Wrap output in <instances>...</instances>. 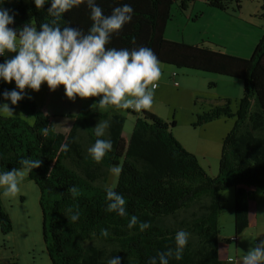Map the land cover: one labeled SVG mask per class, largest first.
Here are the masks:
<instances>
[{"label": "trees", "instance_id": "trees-1", "mask_svg": "<svg viewBox=\"0 0 264 264\" xmlns=\"http://www.w3.org/2000/svg\"><path fill=\"white\" fill-rule=\"evenodd\" d=\"M178 1L180 9L185 10L193 0L96 3L105 15L123 3L131 4L134 10L132 21L114 34L106 47H148L160 64L242 82L243 95L235 111L230 109V99H222L221 106L198 115L193 124L197 127L221 118L234 120L222 141L215 177L208 176L197 158L173 138L170 127L174 122L167 123L145 109L140 110L127 141L122 139L124 118L119 114L83 110L69 116L72 123L66 133L55 130L46 137L39 129L52 123L31 98L25 96L15 105L22 116L0 114V171L21 168V159L41 161L28 178L40 192L43 238L52 264H107L114 256L121 264H148L151 258L160 264L157 253L169 250L173 252L165 256L169 264H224L219 259V247L236 242L248 226V202L255 199V191L264 193V33L248 59L166 40L170 10ZM204 1L220 11L230 4L240 9L239 0ZM4 7L15 14L12 27L16 29L33 24L39 30L41 23L51 24L55 19L61 27L71 26L86 33L92 24L87 0L59 18L49 15L50 2L38 9L34 0H6ZM5 59L0 57V63ZM12 88L0 81V92ZM100 120L110 124L104 138L111 140L112 150L97 163L87 149L97 139L93 129ZM62 144L68 145L67 152ZM113 165L122 169L112 189L125 198L127 217L106 211L105 183ZM73 186L76 193L69 192ZM230 188L234 189V236L220 243L218 219L224 211L223 192ZM72 215L79 217L74 223L69 220ZM131 215L151 227L143 232L138 227L129 229ZM0 228L3 234L12 230L1 203ZM101 229H107L109 235L101 236ZM181 229L190 233V238L182 259L176 261L174 236ZM227 258L231 257H226L227 263H235ZM10 264L15 263L11 260Z\"/></svg>", "mask_w": 264, "mask_h": 264}, {"label": "rangeland", "instance_id": "rangeland-1", "mask_svg": "<svg viewBox=\"0 0 264 264\" xmlns=\"http://www.w3.org/2000/svg\"><path fill=\"white\" fill-rule=\"evenodd\" d=\"M27 3V0H23ZM240 9L230 4L228 9L220 11L208 6L204 0H193L185 10L175 2L170 10V20L167 22L164 38L174 42H184L190 45H201L240 58H250V52L255 43L264 33V0H239ZM15 53H6L5 58H11ZM240 55V56H239ZM161 77L155 81L152 107L146 110L153 112L167 123L174 122L170 127L173 138L188 153L193 154L201 168L210 177L218 174V165L222 141L232 129L234 120L221 118L201 126H193L197 116L203 112L221 106L222 99H230V109L236 110L237 101L243 95V85L239 80L223 77L213 73L177 69L173 66L160 64ZM172 73L176 77H172ZM177 86H174V83ZM15 87L14 82L9 83ZM151 88V85H149ZM26 96L35 101L38 108L49 116L52 126L57 132L66 133L71 126L69 117L83 110L119 114L124 118L122 139L127 141L133 128L134 121L141 111L132 113L129 109H119L108 106L103 109L94 106L101 97L88 99H69L63 86L49 90L42 85L38 92L25 89ZM0 103H9L1 101ZM13 116H22L19 108H13ZM129 110V111H128ZM3 116H7L0 113ZM116 174L109 171L105 187L114 188ZM28 177L21 182V192L14 198H0L3 210L8 214L12 224V236L16 243L14 253L20 255L13 261L16 264H31L30 257L41 251L46 254L43 238V218L39 206L40 192ZM3 189L0 188V193ZM256 197L250 212V224L237 236L235 243L227 246L228 254L234 264H242V257L250 248L264 240V193L255 191ZM225 198L224 211L218 219L220 232L218 241L228 240L234 236V189L223 192ZM14 233V234H13ZM27 234L28 238L22 237ZM18 236V239H16ZM33 236L34 240H33ZM38 239V240H37ZM35 257V256H34ZM38 257V256H37ZM42 256L36 262L46 264Z\"/></svg>", "mask_w": 264, "mask_h": 264}, {"label": "clouds", "instance_id": "clouds-1", "mask_svg": "<svg viewBox=\"0 0 264 264\" xmlns=\"http://www.w3.org/2000/svg\"><path fill=\"white\" fill-rule=\"evenodd\" d=\"M6 0H0V57L6 53H15L11 58L0 63V81L14 82L11 90L0 92V99L17 105L25 99V89L38 92L42 85L49 90L63 86L69 99L79 97L88 99L101 97L94 106L99 109L114 106L119 109L140 111L152 107L154 100L155 81L161 77L160 62L151 48L138 47L115 48L106 47L111 37L133 19V7L123 3L113 8L110 15H105L96 0H87L92 24L85 33L71 26L61 27L54 19L51 24L41 23L39 30L33 24H26L20 29L12 27L15 14L4 7ZM50 2L48 13L59 18L63 13L78 6L83 0H34L39 9ZM151 85V88H149ZM14 109L9 103H0V113L13 116ZM110 124L100 120L93 129L97 139L87 149L90 157L100 163L112 150L110 139L104 138ZM55 131V126H44L39 129L42 136ZM61 148L67 152V144ZM21 168L0 171V198L17 197L21 192V182L29 176L33 169L41 165L40 160L21 159ZM109 171L118 175L122 169L110 166ZM35 188V185H32ZM75 186L69 192L76 193ZM106 211L116 213L120 217L129 216L126 200L123 195L111 187L105 188ZM78 215L69 216L71 222L78 220ZM127 227H138L143 232L150 228L148 222H140L135 215L128 219ZM100 235L107 237V229H101ZM190 233L181 229L175 233L174 259L180 261L188 244ZM160 264H169L165 256L168 253H157ZM107 264H121L118 256L108 260ZM148 264H156L151 258ZM242 264H264V240H260L242 257Z\"/></svg>", "mask_w": 264, "mask_h": 264}, {"label": "crops", "instance_id": "crops-1", "mask_svg": "<svg viewBox=\"0 0 264 264\" xmlns=\"http://www.w3.org/2000/svg\"><path fill=\"white\" fill-rule=\"evenodd\" d=\"M260 40V39H259ZM258 42L255 43V45L257 44ZM255 47V46H254ZM253 51V50H252ZM252 51L250 52V54L252 53ZM240 56V55H239ZM241 57V56H240ZM174 86H177V85H174ZM157 89V87L155 88ZM154 89V90H155ZM148 112H151L149 110H146ZM153 113V112H151ZM35 185V184H34ZM252 205H253V201H249L248 202V223L250 224V221H251V216H250V212H251V209H252ZM12 232H9V233H6V234H3L1 232V228H0V264H10L11 263V260L12 261H15L16 259L19 258L20 255H16L14 253L15 251V245H19V246H22V244L24 245V242L22 241V239L20 238L19 241L22 242V244L20 243H16V240L15 238L11 235ZM14 234V233H13ZM19 237L21 236H18L16 239H18ZM22 237L24 238H28V235L27 234H24L22 235ZM34 237L33 236V240H34ZM36 238V237H35ZM38 240V239H37ZM40 243V249L41 251L39 252V254H36L34 255L33 257H30L31 259V264H38L36 263L38 260H39V257L42 256L44 258V260H47L46 264H52L50 259H49V256H48V253L44 254L43 253V249H42V246H41V241H39ZM227 246L229 245H221L219 248H220V251H219V259L221 261H223L224 264H231V263H227L225 261L226 257H231L229 254H228V250H227ZM38 256V257H37ZM233 260V259H232ZM235 261V260H234ZM16 264V263H15ZM30 264V263H29ZM234 264V263H233ZM239 264V263H238Z\"/></svg>", "mask_w": 264, "mask_h": 264}, {"label": "built area", "instance_id": "built-area-1", "mask_svg": "<svg viewBox=\"0 0 264 264\" xmlns=\"http://www.w3.org/2000/svg\"><path fill=\"white\" fill-rule=\"evenodd\" d=\"M172 76L175 77V76H176L175 73H173ZM174 85H177V83L175 82ZM155 88H156V87H155ZM129 110H130V111H133V112H136V111H134V110H132V109H129ZM232 239H233V238H232ZM227 261H229V262L232 261V258H227Z\"/></svg>", "mask_w": 264, "mask_h": 264}]
</instances>
